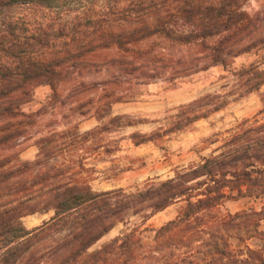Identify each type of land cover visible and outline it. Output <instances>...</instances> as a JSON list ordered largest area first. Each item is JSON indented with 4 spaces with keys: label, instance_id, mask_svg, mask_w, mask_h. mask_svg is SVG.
<instances>
[{
    "label": "trees",
    "instance_id": "obj_1",
    "mask_svg": "<svg viewBox=\"0 0 264 264\" xmlns=\"http://www.w3.org/2000/svg\"><path fill=\"white\" fill-rule=\"evenodd\" d=\"M87 1H104L107 9L85 22L56 23L45 14ZM247 1L0 0V119L6 120L0 124V146L21 135L19 121L11 120L24 114L23 104L34 89L42 84L54 86L63 66L98 47H117L119 62L128 73L143 68L135 64L153 47L137 45L153 37L197 52L191 60L171 59L175 74L216 65L228 68L229 57L253 54V62L231 67V72L237 78L234 90L259 91L264 85V16L262 11H246ZM15 7L28 11L14 14ZM85 37L90 38L84 41ZM179 66L186 69L179 71ZM144 74L153 79L162 73ZM227 104L226 95H206L182 107L171 130ZM70 133L67 129L41 139L34 161H19L5 169L11 160L0 159V264H264V205L234 213L219 210L226 198L264 195V107L199 163L135 191H96L79 177L70 179L67 174L73 163L56 158L73 144L59 143ZM33 165H40L39 171ZM22 168L32 171L29 180L15 181ZM43 190L49 198L35 202L34 196ZM7 195L14 199H3ZM178 202L184 205L177 216L153 229V243H144L140 226ZM50 210L55 214L40 226L30 229L23 222L27 215ZM133 216L140 217V225L89 252L118 223L128 225ZM47 241L51 243L38 250Z\"/></svg>",
    "mask_w": 264,
    "mask_h": 264
},
{
    "label": "rangeland",
    "instance_id": "obj_2",
    "mask_svg": "<svg viewBox=\"0 0 264 264\" xmlns=\"http://www.w3.org/2000/svg\"><path fill=\"white\" fill-rule=\"evenodd\" d=\"M106 9L104 1H87L45 14L56 23L66 19L85 22L93 13L100 15ZM244 9L252 14L262 11L264 16V0H248ZM27 11L26 7H15L11 12ZM89 38L85 37L84 41ZM137 46L140 49L153 47V52L136 62L137 67L143 68L135 73H128L125 65L119 62L121 52L117 47H98L63 66L54 86H37L32 98L23 104L24 114L11 120L12 123L19 121L21 135L0 146V159L11 160L5 169L19 161H34L40 151L41 139L71 129V133L59 143L73 144L56 156L60 161L69 159L73 163V170L67 174L70 179L79 177L89 182L96 191L118 188L135 191L149 181L167 179L175 176L178 170L199 163L202 156L210 155L241 122L253 120L264 107V85L259 91L250 93L234 90L237 78L232 74L231 67L248 65L256 59L253 54L229 57L228 68L216 65L175 74L176 68L169 66L171 59L191 60L198 56L195 50L172 46L159 37L147 39ZM160 57L164 59L160 61ZM158 66L160 68H153ZM178 69L184 71L186 66H179ZM158 71L162 74L153 79L144 74ZM217 94L226 95V106L187 126L171 130L182 107L206 95ZM5 121L0 119V124ZM88 131L93 133L84 135ZM216 139L219 141L212 143ZM56 158L50 159V162L54 163ZM32 168L37 172L40 165H33ZM31 172L22 168L15 181L29 180ZM48 198L44 190L34 196L35 202ZM3 199H14V196L7 195ZM183 205V202L175 203L141 225L143 242L153 243V229L174 219ZM263 205L264 195L259 198H226L219 210L221 213H234ZM54 214V210L37 212L23 217V222L31 229L42 225ZM140 222V217L133 216L128 225L118 223L89 252L102 248L122 236L127 228L140 225ZM50 243L39 244L37 248L42 250ZM234 244L239 245L235 240Z\"/></svg>",
    "mask_w": 264,
    "mask_h": 264
}]
</instances>
